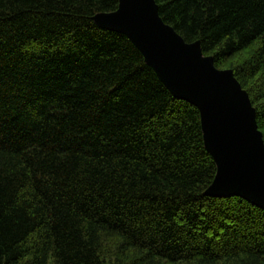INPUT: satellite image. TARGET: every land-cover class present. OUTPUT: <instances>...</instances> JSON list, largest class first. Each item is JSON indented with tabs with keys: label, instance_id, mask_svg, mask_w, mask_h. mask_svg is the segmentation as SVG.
<instances>
[{
	"label": "trees",
	"instance_id": "16d2710c",
	"mask_svg": "<svg viewBox=\"0 0 264 264\" xmlns=\"http://www.w3.org/2000/svg\"><path fill=\"white\" fill-rule=\"evenodd\" d=\"M247 92L264 142V0H154ZM119 0H0V264H264V208L207 190L201 113Z\"/></svg>",
	"mask_w": 264,
	"mask_h": 264
},
{
	"label": "water",
	"instance_id": "95a60500",
	"mask_svg": "<svg viewBox=\"0 0 264 264\" xmlns=\"http://www.w3.org/2000/svg\"><path fill=\"white\" fill-rule=\"evenodd\" d=\"M94 21L125 34L171 93L199 109L205 146L217 167L207 193L239 195L264 208V142L231 70L216 68L198 42L186 43L165 24L154 0H119L117 11Z\"/></svg>",
	"mask_w": 264,
	"mask_h": 264
},
{
	"label": "bare ground",
	"instance_id": "6f19581e",
	"mask_svg": "<svg viewBox=\"0 0 264 264\" xmlns=\"http://www.w3.org/2000/svg\"><path fill=\"white\" fill-rule=\"evenodd\" d=\"M201 58H203V57L201 56ZM204 59H206V58H204Z\"/></svg>",
	"mask_w": 264,
	"mask_h": 264
},
{
	"label": "rangeland",
	"instance_id": "374dc122",
	"mask_svg": "<svg viewBox=\"0 0 264 264\" xmlns=\"http://www.w3.org/2000/svg\"><path fill=\"white\" fill-rule=\"evenodd\" d=\"M245 91V90H244ZM246 92V91H245ZM247 93V92H246ZM248 95V94H247Z\"/></svg>",
	"mask_w": 264,
	"mask_h": 264
}]
</instances>
